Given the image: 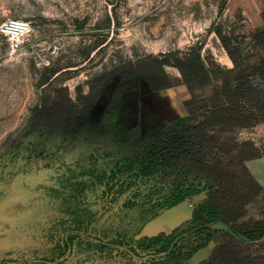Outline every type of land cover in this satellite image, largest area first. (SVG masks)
<instances>
[{"label":"trees","instance_id":"trees-1","mask_svg":"<svg viewBox=\"0 0 264 264\" xmlns=\"http://www.w3.org/2000/svg\"><path fill=\"white\" fill-rule=\"evenodd\" d=\"M210 31L232 69H208L199 43L96 75L83 84L87 93L76 87V102L66 87L47 83L43 112L25 134L37 139L20 153V145L15 148L0 187V208L6 206L15 223L6 227L10 243L0 264H186L210 244L197 264H264V220L242 221L262 190L246 164L261 156L251 142L238 145L234 138L264 124V27L247 40L233 30ZM165 66L178 71L190 94L185 117L168 121L146 142L138 140L136 122L128 147L95 136L67 160L50 147L46 136L88 115L114 78L110 108L134 91L124 84L144 80L152 93L171 87ZM234 151L235 159L225 163ZM202 193L188 220L147 233L162 213ZM216 225L222 229H212Z\"/></svg>","mask_w":264,"mask_h":264},{"label":"rangeland","instance_id":"rangeland-1","mask_svg":"<svg viewBox=\"0 0 264 264\" xmlns=\"http://www.w3.org/2000/svg\"><path fill=\"white\" fill-rule=\"evenodd\" d=\"M231 3L232 0H0V187L12 169L10 160L15 148L20 145V153L27 143L37 139L25 134L34 116L43 112L47 83L66 87L70 99L76 102V87L82 85L83 93H87L88 87L83 84L88 79L141 57L182 53L196 44H206L213 35L210 28L224 34L233 30L238 32L235 36L242 37L239 26L231 28L229 23L238 19ZM12 22H23L27 29L16 37L7 29ZM142 81L124 84L123 88H132L138 94ZM117 84L114 78L104 86L88 115H80L74 124L46 136L50 147L59 148L65 160L85 151L86 141L95 136L123 141L128 147L135 122L142 121V137L151 135L157 121L146 110L132 115L129 101L108 107ZM234 138L238 145L251 142L263 159L264 124L236 133ZM236 155L235 151L228 154L224 162L231 163ZM262 159L248 164L251 174L259 179L264 176ZM231 165L232 170L240 171L237 165ZM250 204L242 221L264 220V209ZM5 207L0 209V247L9 245L10 230L6 227L15 225L6 217ZM187 213L179 212L180 218ZM177 217L164 213L150 223L147 233L155 234L163 227L173 229L180 221ZM209 249L201 250L186 264L204 260Z\"/></svg>","mask_w":264,"mask_h":264},{"label":"crops","instance_id":"crops-1","mask_svg":"<svg viewBox=\"0 0 264 264\" xmlns=\"http://www.w3.org/2000/svg\"><path fill=\"white\" fill-rule=\"evenodd\" d=\"M231 6L233 12H236L238 15L237 20L232 19L231 21H229V23L231 24V28H235L236 26H239V32L244 35L243 37H246V40L253 32L262 29L264 27V0H232ZM237 34L238 32L235 33V35ZM201 58L204 64L206 65V67L210 70L232 69V63L227 57L223 47L221 46L218 37L214 33L213 35H210L207 43L203 44V48L201 51ZM164 71L166 73L168 80L171 83V87L162 91L152 93L150 92V89L146 84V82L142 81L139 90L140 93L137 94L136 91H131L123 95L119 103L123 105L126 101H129L130 102L129 108L132 109L133 112L132 115H136V113L140 112V109H144L146 110V112H148L149 117L151 116L157 121L156 122L157 124L151 135H146L144 137L141 136L142 121L138 122L140 129L138 140L141 142L148 141L168 121L175 118H183L186 116V111L183 106V103L189 100L190 94L188 93L186 86L183 84L180 74L175 68L165 66ZM263 92H264V84H263ZM119 104L117 106H119ZM158 116L161 117L160 120L158 119ZM250 162L246 164L247 169H248V164ZM252 177L262 187V190L259 193V195L252 201L251 204L255 203L257 206H260V210H263L264 209V176L260 179L259 177L256 178V176L254 177L253 175ZM185 211L186 210L184 209V203H183L179 206L171 208L168 211H165L164 213H170L172 215L178 216L177 219L180 221L179 223L176 224L175 227H177L183 221H186L190 218L191 211H186L188 213L184 215V218L182 219L180 218L179 212L183 213ZM164 213H162L157 219H159ZM210 246L211 244L208 247ZM208 247L205 249H209ZM210 251L211 249H209V253ZM205 258L206 256L203 257V259Z\"/></svg>","mask_w":264,"mask_h":264},{"label":"built area","instance_id":"built-area-1","mask_svg":"<svg viewBox=\"0 0 264 264\" xmlns=\"http://www.w3.org/2000/svg\"><path fill=\"white\" fill-rule=\"evenodd\" d=\"M7 29L14 33V35L16 37L20 36L26 29L27 27L25 26V24L23 22H12L9 27H7ZM264 159V157H263ZM203 199V193L200 194L199 196L193 198V199H190V200H187L185 203H184V209L186 211H191L193 209V207L198 203L200 202L201 200Z\"/></svg>","mask_w":264,"mask_h":264},{"label":"flooded vegetation","instance_id":"flooded-vegetation-1","mask_svg":"<svg viewBox=\"0 0 264 264\" xmlns=\"http://www.w3.org/2000/svg\"><path fill=\"white\" fill-rule=\"evenodd\" d=\"M2 207V206H1ZM1 209V208H0ZM5 247H0V254L2 253V249H4Z\"/></svg>","mask_w":264,"mask_h":264}]
</instances>
